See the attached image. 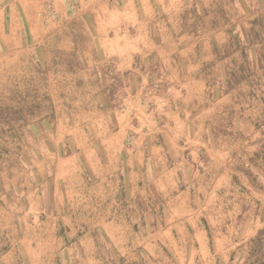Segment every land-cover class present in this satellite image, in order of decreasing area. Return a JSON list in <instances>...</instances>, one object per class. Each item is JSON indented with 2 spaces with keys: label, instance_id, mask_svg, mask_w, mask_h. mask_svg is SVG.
<instances>
[{
  "label": "rangeland",
  "instance_id": "rangeland-1",
  "mask_svg": "<svg viewBox=\"0 0 264 264\" xmlns=\"http://www.w3.org/2000/svg\"><path fill=\"white\" fill-rule=\"evenodd\" d=\"M0 264H264V0H0Z\"/></svg>",
  "mask_w": 264,
  "mask_h": 264
}]
</instances>
